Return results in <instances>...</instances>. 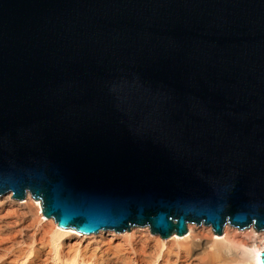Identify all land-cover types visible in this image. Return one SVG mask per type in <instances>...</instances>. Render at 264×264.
Returning a JSON list of instances; mask_svg holds the SVG:
<instances>
[{
	"label": "water",
	"instance_id": "obj_1",
	"mask_svg": "<svg viewBox=\"0 0 264 264\" xmlns=\"http://www.w3.org/2000/svg\"><path fill=\"white\" fill-rule=\"evenodd\" d=\"M9 191L82 234L264 231V0H0Z\"/></svg>",
	"mask_w": 264,
	"mask_h": 264
},
{
	"label": "bare ground",
	"instance_id": "obj_2",
	"mask_svg": "<svg viewBox=\"0 0 264 264\" xmlns=\"http://www.w3.org/2000/svg\"><path fill=\"white\" fill-rule=\"evenodd\" d=\"M22 200L12 198L11 191L0 195V264H18L25 257L30 264H47L55 251L67 256L81 252L83 264H155L160 258V264H260L264 250V231L229 223L220 235L210 224L188 222L186 234L165 238L148 226L80 236L46 218L29 192Z\"/></svg>",
	"mask_w": 264,
	"mask_h": 264
},
{
	"label": "rangeland",
	"instance_id": "obj_3",
	"mask_svg": "<svg viewBox=\"0 0 264 264\" xmlns=\"http://www.w3.org/2000/svg\"><path fill=\"white\" fill-rule=\"evenodd\" d=\"M35 201L36 202H40L39 200H35ZM63 229L64 230H70V233H72V234H77V235L79 234L80 236H82V233H79V232H77L74 229H71V228H68V229L63 228ZM67 238H68V236H64L63 238H61V242H65L66 241L65 239H67ZM30 257H33V255H31ZM81 258L82 259L84 258V256L82 257L81 252L78 253L77 256H75V255H73V256H67V255H63L61 253V251L60 252L55 251L51 255V257H49V259L47 261V264H83V263H81V260H82ZM84 260H85V258H84ZM160 263H161V258L159 259V261H157V263L155 262V264H160ZM18 264H30L29 263V258L28 257H25V258L21 259L18 262Z\"/></svg>",
	"mask_w": 264,
	"mask_h": 264
}]
</instances>
